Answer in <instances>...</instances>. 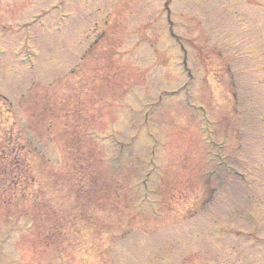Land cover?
Listing matches in <instances>:
<instances>
[{
    "label": "rangeland",
    "instance_id": "374dc122",
    "mask_svg": "<svg viewBox=\"0 0 264 264\" xmlns=\"http://www.w3.org/2000/svg\"><path fill=\"white\" fill-rule=\"evenodd\" d=\"M0 264H264V0H0Z\"/></svg>",
    "mask_w": 264,
    "mask_h": 264
},
{
    "label": "trees",
    "instance_id": "16d2710c",
    "mask_svg": "<svg viewBox=\"0 0 264 264\" xmlns=\"http://www.w3.org/2000/svg\"><path fill=\"white\" fill-rule=\"evenodd\" d=\"M24 215V214H23ZM24 217V216H23Z\"/></svg>",
    "mask_w": 264,
    "mask_h": 264
}]
</instances>
